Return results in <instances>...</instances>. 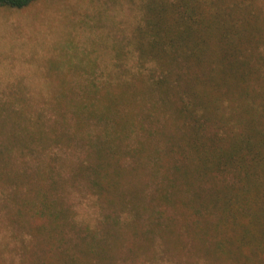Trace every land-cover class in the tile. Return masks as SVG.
Masks as SVG:
<instances>
[{"label":"trees","instance_id":"16d2710c","mask_svg":"<svg viewBox=\"0 0 264 264\" xmlns=\"http://www.w3.org/2000/svg\"><path fill=\"white\" fill-rule=\"evenodd\" d=\"M33 1L0 0V7L21 9ZM179 4L190 11L186 19L163 8L151 21L152 37L139 52L140 60L150 61L147 68L116 71L117 80L103 85H70L65 71L60 83L1 90L0 197L15 206L10 220L38 238L41 259H150L148 249L128 248L121 229L173 231L181 227L175 215L195 233H212L220 259H264V32L237 10L218 20L198 0ZM156 109L164 118L146 131ZM132 125L138 129L134 144ZM51 144L77 150L66 175L85 181L99 209L95 225L104 230L91 229L85 216L76 225L83 237L64 236L74 223L71 205L59 195L66 178L52 165L58 159H44ZM127 155L134 163L123 161ZM141 178L154 184L152 200L168 208L144 200ZM109 207L113 213L104 212ZM48 225L51 235L41 237ZM152 244L154 259L165 258Z\"/></svg>","mask_w":264,"mask_h":264},{"label":"rangeland","instance_id":"374dc122","mask_svg":"<svg viewBox=\"0 0 264 264\" xmlns=\"http://www.w3.org/2000/svg\"><path fill=\"white\" fill-rule=\"evenodd\" d=\"M198 1L204 12L212 14L218 20L220 13L228 15V11H232L234 14L237 10L241 17L249 16L253 29H262L264 32V0ZM163 8L166 9V14H179L185 19L187 12H190L179 4V0H35L21 9L0 7V93L7 86L36 88L63 82L62 75L65 71H68L67 81L70 85L88 81L103 85L117 80L114 73L116 71L128 72L149 67V60L139 59L140 46L146 45L145 42L152 37L150 23L159 13L157 11ZM261 47L264 49V44ZM108 72H113V78L106 75ZM126 76L127 74H123V77ZM138 98L142 96L139 95ZM30 99L44 100L33 97ZM150 113L145 120L146 131L155 128L164 118V110L156 109ZM64 126L71 129L69 125ZM131 128L130 139L134 144L132 139L137 137V125H132ZM160 138H163L161 134ZM156 139L158 137H153V140ZM154 144L151 157L157 155ZM46 152L44 159L57 157L58 161L54 160L52 165L60 178H66L59 195L71 205L69 216L74 227L66 229L64 236L83 237L84 233H78L76 228L79 227L76 225L85 216L92 221L91 229L104 230L100 224L95 225L99 209L89 200L91 197L85 181L66 175L67 166L78 155L77 150L51 144ZM143 157L144 155L142 159ZM123 161L134 163L129 155ZM27 162L32 164L35 161L28 159ZM146 165L151 166L152 160L148 158ZM141 169L142 174L149 176L143 165ZM148 176L144 175L145 178ZM126 180L132 181L130 178ZM142 180L143 183H140L143 190L140 192L144 200H152L151 196L156 198L152 192L154 184L148 179ZM137 181L139 182V176ZM153 202L169 207L163 200ZM14 210L13 203L0 197V264H64L65 260L73 262L72 259H51L52 255H49L50 259H41L43 254L37 244L38 238L34 237L32 240L28 231L10 220ZM113 210L114 208L109 207L104 212L110 213ZM167 211L173 215V210ZM175 217L181 222V227L173 231L164 229V232H149L142 227H135L136 229L130 228L131 233L129 227L122 228L120 239L126 242L128 248L136 253H143V249H148L151 258H134L132 254L129 257L122 254L118 258L116 255V259H109L110 264H264V259H220L211 246L212 233H195L183 224L179 215ZM40 233L41 237L48 238L52 233L51 227L46 226ZM34 241H37L36 244L31 246ZM152 241L157 243L160 250H164L165 258L159 254L154 259L155 248Z\"/></svg>","mask_w":264,"mask_h":264}]
</instances>
